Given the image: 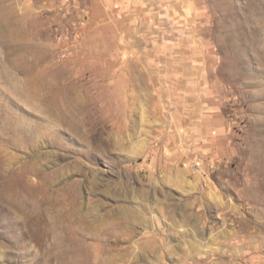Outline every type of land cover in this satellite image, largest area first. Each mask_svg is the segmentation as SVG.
Returning a JSON list of instances; mask_svg holds the SVG:
<instances>
[{"label": "rangeland", "instance_id": "rangeland-1", "mask_svg": "<svg viewBox=\"0 0 264 264\" xmlns=\"http://www.w3.org/2000/svg\"><path fill=\"white\" fill-rule=\"evenodd\" d=\"M180 2L233 122L204 173L173 85L105 59L120 14L0 0V264H264V0Z\"/></svg>", "mask_w": 264, "mask_h": 264}, {"label": "crops", "instance_id": "crops-1", "mask_svg": "<svg viewBox=\"0 0 264 264\" xmlns=\"http://www.w3.org/2000/svg\"><path fill=\"white\" fill-rule=\"evenodd\" d=\"M87 13L99 27L97 36L116 34L109 23L104 25L114 13L120 14V44L103 50L105 59L119 53L121 67H148L155 77H164L188 115L187 129L199 142L198 149L212 161L229 159L233 122L212 86L203 38L180 0H88Z\"/></svg>", "mask_w": 264, "mask_h": 264}, {"label": "built area", "instance_id": "built-area-1", "mask_svg": "<svg viewBox=\"0 0 264 264\" xmlns=\"http://www.w3.org/2000/svg\"><path fill=\"white\" fill-rule=\"evenodd\" d=\"M193 153L195 155L194 167L196 168V170L204 173L203 170H204L205 163H206L205 160L208 159L207 156L205 155V153L198 151V150H195L194 148H193Z\"/></svg>", "mask_w": 264, "mask_h": 264}]
</instances>
